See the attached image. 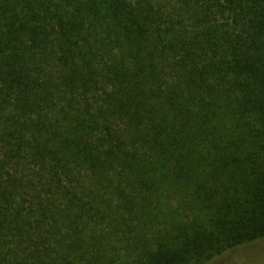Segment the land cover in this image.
Wrapping results in <instances>:
<instances>
[{
	"label": "trees",
	"instance_id": "trees-1",
	"mask_svg": "<svg viewBox=\"0 0 264 264\" xmlns=\"http://www.w3.org/2000/svg\"><path fill=\"white\" fill-rule=\"evenodd\" d=\"M262 239L264 0H0V264Z\"/></svg>",
	"mask_w": 264,
	"mask_h": 264
},
{
	"label": "rangeland",
	"instance_id": "rangeland-1",
	"mask_svg": "<svg viewBox=\"0 0 264 264\" xmlns=\"http://www.w3.org/2000/svg\"><path fill=\"white\" fill-rule=\"evenodd\" d=\"M264 264V239L242 245L214 260L210 264Z\"/></svg>",
	"mask_w": 264,
	"mask_h": 264
}]
</instances>
